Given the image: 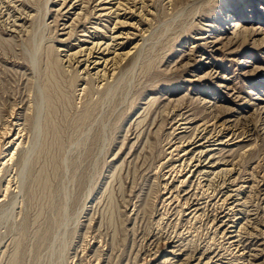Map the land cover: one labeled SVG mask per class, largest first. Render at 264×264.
<instances>
[{
	"label": "rangeland",
	"instance_id": "rangeland-1",
	"mask_svg": "<svg viewBox=\"0 0 264 264\" xmlns=\"http://www.w3.org/2000/svg\"><path fill=\"white\" fill-rule=\"evenodd\" d=\"M167 1L168 0H155L156 4L150 5L148 10L152 12H154L156 8L160 10L162 9L161 6L167 4ZM62 2L63 0H0V130L4 131L5 127L7 128L10 126L11 128H9L12 131L10 135H15L17 131H19V128L27 126L23 128L25 130L20 133V139H22L23 142L26 141L20 148L28 151L25 156H30L32 154L31 156L33 158L29 162L31 164L33 163L32 165L29 163L21 164L22 166L17 164V155L14 157L16 161H7L8 157L5 158V154L6 152L8 153V150H6L7 146H10L6 142L10 139L0 138V162L3 163L7 161V163L3 165L0 163V264H152L150 260L155 253L157 255L166 254L167 251L172 250L175 242L181 245L184 244V248L190 253L196 248L205 249L207 247H211L212 250L215 249L217 251L223 250L221 252H224L225 247L228 246V240H225V237L223 238L222 236L223 234L216 231L215 223L214 221L212 222L213 204L217 202V199L212 200L213 198L210 196L219 191L226 190L225 187L229 179V176H226V173L224 174L227 168L226 164H218L219 167L211 170L210 174L204 173L199 175L195 173V175H192V173H188L192 164H181L177 159L178 156L176 157L175 155L177 152H174L173 156L165 153L166 149L167 153H169L168 150L171 148L168 147L171 143L175 142L176 133L173 134L172 129L179 123L185 122V120H179L182 116H177L175 119L171 118L168 120L169 122L165 124L164 129L160 133V137L163 140H161L154 150L144 146L146 137L140 133L146 126L145 123H143L141 126L137 127V122L145 114V108L148 106L147 104H149L151 100L157 99L156 103L152 105L153 114L157 112L158 115L160 113L167 114L168 112L173 114L175 111L177 112L179 107L180 109L183 108L181 110L184 113L183 118L189 117L186 122H190L186 127L193 125L202 115H207L210 111H214L212 112L213 114H210V117H215L217 113H220L219 115L222 114L223 119L220 120V123H222L224 119H226V114L221 113L224 108H230L232 111L229 110L232 116L229 122H227L228 125L249 120L248 123L251 126V123L254 124V122L257 121V117L254 113L255 106L257 104L264 105V87H260V84L264 82V73L260 76L253 77V81H248L246 79L247 81L245 82L238 76L243 70L248 74L254 66H263L262 68H264V47H260L258 50L248 49L247 51L245 50L236 54L234 58L241 59L243 62L247 63L246 65H243L245 63H236L237 67L234 65L235 61H233L232 57L227 54L222 56L214 55L213 57L203 55L202 51L195 52V54L197 53L196 55L193 54L194 59L191 63L194 62L193 65L195 64V67H200L202 63H209V65H211L213 62H217L218 64H222L224 70L220 75H223L224 72L227 71V73H225L227 76L223 81L230 84V87H226V85L220 86L219 80H217V82L198 80L195 75H203L205 71L203 73L201 71L190 73L191 69L189 71L186 70L187 67L185 69L183 68L184 66H182L187 62V60L184 59V61H182L184 63H179L177 71H173V74L170 72L166 75H156L155 72L166 69L164 65L168 61H172V68L175 65L173 61H179L182 57V53H190L189 50H191V48L196 49L197 42H203L201 38L198 39V37L202 35L201 32H205L203 34L204 36L202 35L203 37H213V35H211L212 32H217L220 28L222 31H226L229 34L237 31L233 25H227L229 22L227 24L211 27L208 21H204V19L213 20L219 17L224 18L229 14L225 8H220L221 4L224 5L226 2L224 0H217L212 10H208L201 14L200 17L203 18V20L198 19L199 14L192 18V20L198 24V29L202 26L200 30L197 29L190 35V33L187 34L184 29V34L177 39L176 43H173V39L181 31V28H177L179 29L177 30L174 27L167 28L165 25L158 27L155 37L151 40L157 48L156 53L151 52V56L157 54L156 62L151 72L145 73L141 68L140 62L148 60L147 57L143 59L142 56V59L139 60L136 66L133 65V61L128 62L125 64L123 70L120 71L123 74L119 72L115 78L108 76L107 80L102 82L100 80L98 81L96 77L88 75L87 72L83 73V68L77 67L74 61L69 63L66 54L79 50L81 43H91L97 25L103 27L111 22L107 23L108 20L105 18H103L102 21L97 20V14H91L87 20L85 17L74 19L76 14L81 10L79 9L81 5L76 3L74 9H71V7H69L70 2H67L65 5H63ZM189 2L192 4L194 0H189ZM167 6H169L167 7V11L170 14L172 12V7L168 4ZM46 9H48V12H45ZM242 12L246 13L244 10H242L241 13ZM260 12H262V19H260V21H262L261 23L263 24L264 10H260ZM249 14L250 13H248V16ZM248 16L246 13L245 17L247 18ZM225 19L228 18L226 17ZM247 19L250 20V18ZM165 20H168V18L161 17V22H165ZM71 24H73L72 27H70ZM111 24L110 26L112 27L113 23ZM218 24H221V22H218ZM99 31L102 32V30ZM196 32H199V34H196ZM109 34L106 36H109ZM259 37L260 36L257 38ZM47 46L53 48L55 53L54 57L60 60L67 74L69 76L71 74L74 80L71 86L66 84L65 91L68 93V98L64 99L59 105L57 104L61 110L56 119L57 126L61 131L60 135L64 143L61 147L56 145L48 147L50 152L49 150L47 151V149L44 150V152L40 154L39 160V158L36 159V157L39 144L44 138L42 133L43 126L45 125V122H41L45 108L43 82L52 79L51 74L45 73V50ZM34 58L36 60H34ZM67 65L69 66L67 67ZM235 67L237 69L234 71L233 69ZM56 74H58V72ZM247 74L244 76L242 75V77L247 78L249 75ZM88 80L91 81L90 85L87 83ZM107 84H112V87L116 88L112 93L102 95V91ZM88 86L92 87V93L90 95L87 93ZM238 91L242 92L240 95L241 97L230 102L228 99L232 98L231 96L233 93L237 95ZM187 92L189 93L188 96L190 95L189 97L191 98L188 97V99L182 100L181 97ZM199 98L200 100H205L204 103H207L205 105L207 109L202 105H197L200 101L198 100ZM196 100L198 102H196ZM178 102L181 104L176 107ZM91 105L94 107H91L93 111L92 118L94 120L92 123L90 122L91 124L88 123L84 126V130L78 133L79 135L81 134L80 136L77 135V137H75V135H73L74 130L71 120L75 116L80 115L84 107ZM20 112L21 114H19ZM121 112L123 113V121L121 122L122 128L118 130L114 127V129L113 122L118 115H120L119 120L121 119ZM244 114L246 116H244ZM26 116H32L33 121L29 123L25 122ZM18 117L20 119L18 123L23 122L20 126L16 125V119H18ZM110 118L112 120H110ZM109 120L111 122H109ZM95 125L96 127L98 126L99 130L102 127L100 130L102 134L98 141L99 144H96V146L93 144V147L92 144L90 145V141L86 144L84 141L87 139V137L85 139L86 132L88 134L89 128H95ZM199 131H194V133L197 134ZM103 134L104 136L106 135L105 139ZM170 137L172 139H170ZM248 139L245 140L247 143L258 141L256 144L258 148L254 151V154L245 160L246 162L242 164V168L245 172L247 171L246 173L253 172L252 178L256 180V183L262 185V180H264V134L259 131V133H255L251 137H248ZM123 140L126 142H123ZM140 147L145 149L142 151ZM159 151L164 152L160 153ZM145 156L148 159H146L147 161L144 158ZM2 157H4V159ZM220 168L224 169L220 170ZM41 170L44 174L42 181H45L46 176L51 179L47 188H44L42 185L38 186L34 182L33 187H35L33 189L29 188L33 176L38 175ZM181 171H183L181 173L182 175L180 174ZM214 172L215 175L213 174ZM186 175L189 176L186 177ZM172 176H174V178ZM30 177L31 179H29ZM75 178L76 180H74ZM183 178H185V180L187 179L184 182L185 186L181 184ZM221 178H223L224 181H222L223 179ZM14 180L19 181L16 183ZM7 181H10V189L6 193L5 188L8 183ZM52 181L53 183H51ZM24 182L26 183L22 187ZM224 182L225 184L223 185ZM27 184L28 186L25 187ZM83 184L84 186H82ZM120 185L125 186L121 187ZM197 186L200 188L198 189ZM216 186H220L218 190ZM211 187L214 189L212 188V190ZM14 188H17L16 191H14ZM124 188L125 190H123ZM54 189L56 191H54ZM27 190L29 194L31 192L32 194L29 195ZM263 192L259 194H250L251 196L249 195L246 200V206H241L244 210L246 209L245 220H249H246L248 223L247 229L244 228L242 231L243 233L241 232V235H243L242 239L247 241V245L253 250L252 252L255 254L258 252L260 254V256L253 261L255 264H264V221H262L264 220ZM186 193L194 194L192 198L197 196L196 199H198L200 197L198 201L204 203L203 206L207 205L205 210L201 212V214H198V216L194 217V215L190 214V210L185 208L183 204L184 200H182L183 196L181 195ZM219 194L221 195V193ZM168 195L169 197H167ZM177 211H179V213ZM257 218H259V220ZM249 224H251V226H249ZM258 225L260 226L258 227ZM122 226L124 227L122 228ZM115 231L118 232V235H115ZM253 233L256 234L254 235ZM153 236L156 237L153 239ZM159 237L163 240L161 241ZM122 239L125 241L123 242ZM210 239H212V241ZM189 241L190 243L192 242V245L189 244ZM108 254H112V256L109 255L112 259L108 257ZM138 255L139 257H136ZM118 256L119 259H117L118 262H116L115 260ZM100 257H102L103 260L100 259ZM113 257L115 258L114 261ZM135 259L136 262H134Z\"/></svg>",
	"mask_w": 264,
	"mask_h": 264
},
{
	"label": "bare ground",
	"instance_id": "bare-ground-1",
	"mask_svg": "<svg viewBox=\"0 0 264 264\" xmlns=\"http://www.w3.org/2000/svg\"><path fill=\"white\" fill-rule=\"evenodd\" d=\"M224 1L226 2V3H224L225 7H224V5L221 4V7L220 8L221 9L222 8H225V10H227V12L229 14L226 17L228 19H225L226 17H224V18H220L219 17V18H216V19H213V20L212 19H204V21H208L210 23L209 26H211V27H216V26H219V25H222V24H225V23L227 24L229 22V24H227V25H233L234 28L237 29V31L235 33L229 34L226 31H222V29L220 28L219 31L212 32L211 35H213V37H209V36L203 37L204 36L203 34L205 32H201V34L203 36L200 34L201 37H198V39L201 38V40H203V42L202 41L200 43L197 42V48L196 49H194V48L192 49L191 48V50H189L190 53L189 52L188 53L187 52L182 53L181 54L182 57H181V59L179 61H175V62L173 61V63H175V65L172 68H171L172 61H168L164 65V66H166V69L161 70V71H158V72H155L156 75H162V74H165L166 75V74H168L170 72H172V74H173V71H177L178 64L181 63L184 60H187V62L184 65H182V66H184L183 68H185V69L187 67L186 70H189L190 71V69H191L190 73L200 72V71L203 73L205 71L203 73V75H201V74L195 75V76H197L198 80H210V82H217V80H219L220 81L219 82V85L220 86L221 85L222 86L226 85V87H230V84H228L227 82L223 81L224 78L227 76L225 74V73H227V71H225L223 75H220V73H222V71L224 70L222 64H218L217 62H213L211 65H209V63H206V64L202 63V65L200 67H195L194 66L195 64L193 65L194 62L191 63V61L194 59L193 58L194 57L193 54H195V52H201V51H202L203 55H209L211 57H213L214 55H219V56L221 55L222 56V55L227 54V55H229V56L232 57L233 61H235L234 62L235 63L234 65H236V67H237V64L236 63H238V64L245 63L241 59L234 58L235 55L238 54L239 52H242V51H245V50L247 51L248 49L249 50L250 49L258 50L260 47H264V23L262 24L261 23L262 21H260V19H262V14H261L262 12H260V10H264V0H224ZM67 2H70L69 3L70 6L69 5L68 6L71 7V9H74V7L76 6V3H78V5H81V7L79 8L81 10L76 14V17L74 16L75 17L74 19H79L80 17H85L86 20H87V18L91 14H97L98 15L97 20L102 21V19L105 18V19L108 20L107 23H109V22L113 23V26L112 27L110 26L111 23L110 24H107L106 26H103V27L100 26V25H97L95 27V31L93 33L94 38L91 41V43H89V44L88 43H81L79 50H77L75 52L72 51L73 53H70V54H66L68 56L67 59L69 60V63H72V61H74V63H76V66L77 67L83 68L82 69L83 70V73L84 72H87L88 75H92V76L96 77L98 79V81L100 80V81L103 82L104 80H107V77L108 76H111L112 78H115L116 75L120 71L123 70L125 64L128 63V62L133 61V65L136 66L137 63L139 62V60L142 59V56H143V59L147 57L148 60L147 61H144V62L143 61L140 62L141 68L145 71V73L151 72V70L154 67V63L156 62V58H157V54H155V56H151L152 55L151 52L152 53L153 52L156 53V51H157V48H156L155 44H153L151 42V40L155 37V35L157 33L158 27L165 25L167 28H172V27H174L175 29L181 28V31L173 39V43H176L177 42V39L184 34V31L185 30H186V33L187 34L190 33V35H191L192 32H195V30L198 29L197 28V25L198 24H196L192 20V18L194 16H196L197 14H199L198 19H202L203 20V18L200 17L201 14L203 12L208 11V10H212L213 9V5L217 2V0H194V3H192V4H190L189 0H168L167 1V4L172 7V12L170 14L167 11V7H169V6H167V4H164L163 6H161L162 9H160V10L158 8H156V10L154 12H152L151 10H148V8L150 7V5H155L156 4L155 3V0H124V1L123 0H63L62 3H63V5H65ZM149 3H151V4H149ZM69 7H68V9H69ZM40 10H41V8H40ZM47 10L48 9H46L45 12H48ZM242 10L246 11L247 16H248V13H250L249 16L247 17V18H250V20H248L245 17L246 16V13L245 12H242L241 13ZM75 11H76V9H75ZM82 11H83V13H82ZM81 14H83V15H81ZM161 17H167L168 20H165V22H161ZM39 18H41V17H39ZM53 20H55V19H53ZM190 20H192V21H190ZM74 22H75V20H74ZM218 22H221V24H218ZM72 23H73V21H72ZM72 26H73V24L70 25V27H72ZM200 28L198 30H200ZM99 30H102V32H100ZM177 30H179V29H177ZM224 32H226V33H224ZM68 34H70V33H68ZM107 34H109V36H106ZM196 34H199V32H196ZM258 36H260V37L257 38ZM11 37L13 38V36H11ZM210 38H213V39H210ZM13 39H15V38H13ZM196 40H197V38H196ZM51 47H52V45H51ZM51 47H48L47 46V48L45 50V57H46V59H45V73L46 74L47 73L51 74L52 79H48L47 78L48 81L45 80L43 82L44 83L43 84V88H44L43 89V96H44V99H45V105H44L45 108H44V116H43L41 122H43V123L45 122V125L43 126V133H42L44 138H43V141L40 142V144H39V148H38L39 150H38V154H37V157H36V159L39 158V160H40V154H42L44 152V150H46V149L48 151L49 150L48 147H51L52 145L53 146L56 145V146L61 147L63 145V143H64V140L62 139V136L60 135L61 131L58 129L57 120H56L57 117L59 116L58 114L61 111L59 109V106L58 105L60 103H62L64 99L68 98V93L65 91V87H66V84L69 85V86H71L73 84V80H74L73 79V76L71 77V74H70V76L67 74V72L65 70V67L62 66L60 60L57 57H54L55 56V53H54L53 48H51ZM34 54H36V53H34ZM149 54H150V56H149ZM63 58H65V57H63ZM34 60H36V59L34 58ZM182 63H184V62H182ZM246 64L247 63H245L243 65H246ZM68 66L69 65H67V67ZM236 67L233 69L234 71H235V69H237ZM262 67H260V66H254V68L252 70H250V72H248L249 75L247 74L246 71L243 70L244 73L243 72L242 73H239V76L238 77H240L244 82L247 81V80L248 81H253V79H254L253 77L260 76L261 74L264 73V68H262ZM136 70H138V69H136ZM234 71H232V72H234ZM57 72H58V74H56ZM37 73H38V71H37ZM121 73L122 72H120V74ZM155 73H153V74H155ZM246 74L248 75V77L247 78H243L242 75L244 76ZM120 77H121V75H120ZM87 83H88V85H90L91 81L88 80ZM40 86H41V84H40ZM260 87H264V82L260 84ZM115 88L116 87H112V84L111 85H108L107 84L106 87L104 88V90L102 91V95H107L109 93H112L115 90ZM234 88H236V87H234ZM87 93H88V95H90L92 93V87L91 86H88ZM241 93H242L241 91H238L237 95H235L233 93V95L231 96L232 98L231 99H228V100H230V102L231 101H234L236 98L241 97L240 96ZM188 94L189 93L187 92L184 96H182L181 97L182 100L188 99V97L190 96V95L188 96ZM69 97H70V94H69ZM189 98H191V97H189ZM198 100H200V98ZM156 101H157V99H153V100H151L149 102V104H147L148 106L145 108V114L137 122V127L141 126L143 123H145V126H146L145 129L143 128L144 130L140 133L141 135H143L144 137H146L145 138L146 140H145L144 146L149 147L151 150H154L156 148V146L161 142V140H163L160 137V133L164 129L165 124H167V122H169L168 120L171 119V118L172 119H175V118H177V116H182V118L179 119V120H182V121L185 120V122H182V123L177 122L179 124L176 125V126H174V128L172 129L173 130V134L176 133V137L174 139L175 142H173L171 144H170V142H172V141L169 142L170 146L168 148H171V149L168 150L169 153H167V149H166L165 153L168 154V155L173 156L174 155V152H177L175 155H176V157L178 156L177 159L181 162V164H192L190 166V169L188 170V173H192V175H195V173H197L199 175L200 174H204V173H209L210 174V171L211 170L217 169L219 167L218 164H226V166H227V168L225 169V172H224V174L226 173L225 174L226 176H229L228 177L229 179L227 181L228 183H227V185L225 187L226 190L219 191L218 193L213 194L210 197L213 198L212 200H216L217 199V202H215V204H213L214 205V209H212V218H211L212 219V222L214 221V223H215L216 231L219 232V233H221V234H223L222 235L223 238L225 237L224 239L225 240H228L227 241L228 246L225 247V245H224V247H225L224 252H221L223 250H221V251H217L215 249L212 250L211 247H207L205 245L207 248L204 247L205 249H198V248L195 247L196 249L190 253V252H187V250L184 248V246H183L184 244L181 245V244H178L177 242L174 241L175 244L173 245V247L171 246L172 247V250L167 251V253L164 254V255H161V254L160 255H157L155 253V255L151 258L150 261L152 262V264H184V263H188V264H255L253 261H255L260 256V254L258 252L256 254L254 252H252L253 250L249 247V245H247V241L245 240L246 241V243H245V241L242 239V236L243 235H241V234L243 233L242 232L243 229L244 228L247 229L246 227H248L247 226L248 223L246 221L248 219L245 220V213H246L245 210L246 209L244 210V208H241V206L242 207L243 206H246L245 205L246 204V200H247V198L249 197L250 194H252V193H255V194L258 193L259 194L260 192H263L264 191V180H262L263 181V184L262 185H260L259 183H256V180L252 178V173L253 172L246 173L247 171L245 172L243 170L242 164H245V162H246L245 160H247L248 157H250L252 154H254V151L258 148L257 147L258 145H256L258 143V141H254V142L251 141L250 143H247L245 140L248 139V137H251L252 135H254L255 133H259V131L264 134V105L257 104L255 106L254 113H255V115L257 117V121L254 122V124L251 123V126L248 123L249 120L248 121L246 120V122H241V123H236L235 122L234 124L231 123V124L228 125L227 122H229V120H230V118L232 116L231 115L232 114L231 113L232 111H231L230 108H224V110H222L221 113L226 114V117H225L226 119H224V121L222 123H220V120L223 119L222 114L219 115L220 113L219 114L217 113L218 115L216 114L215 117H213V116L210 117V114L212 112H214V111H210L209 114L202 115V117H200V119L196 120L195 123H193V125L186 127V125L187 124H190V122H186V120L189 117L188 118H183L184 117V113L181 111L183 108L180 109V107H179L178 110H177V112L175 111L173 114L171 112H168L167 114L160 113L158 115L157 114L158 112H157L156 113L157 115H156V114H153V109H152V105L154 103H156ZM196 102H198V101L196 100ZM204 102H205V100H200L199 103H197V105L199 104L200 106L202 105V106L205 107V105L207 103H204ZM177 104L178 105H176V107L180 106L179 104H181V103L178 102ZM91 107L94 108L93 105L84 107V110L82 111V113H80V115H78V116H75L73 119L69 117L70 119H72L71 120V124H72V128L74 130L73 135H75V137H77V135L78 136L81 135V134L79 135L78 133H81L84 130V126H86L90 122L91 123L93 122V120H94L92 118L93 111H92V108ZM208 108H210V107H208ZM96 111H98V110H96ZM19 114H21V112ZM64 115H66V114H64ZM11 116H12V114H11ZM15 116H16V114H15ZM97 116H98V114H97ZM244 116H246V115L244 114ZM61 118H62V116H61ZM119 118H120V115H118L116 117V119L114 120V122H113V128L115 127L118 130L120 128H122V123H121L123 121V113L122 112H121V119L119 120ZM178 118H180V117H178ZM190 118H191V116H190ZM194 118H196V117H194ZM21 119H22V117H21ZM65 120H66V118H65ZM110 120H112V119L110 118ZM110 120H109V122H111ZM191 120H192V118H191ZM18 121H20L19 117H18V119H16V125H19L20 126L21 124H23V122L18 123ZM32 121H33L32 116H26L25 117V122L29 123V122H32ZM136 121H137V119H136ZM176 121H177V119H176ZM109 122H108V124H109ZM58 123H59V120H58ZM173 123H175V122H173ZM99 124H101V123H99ZM24 125H25V123H24ZM29 126H31V125H29ZM9 127H7V128L5 127L4 131L0 130V131H2V132H0V138H3V139L4 138L5 139H8L9 138L10 139L6 143H8V145L11 148L7 146V149L6 150H8V153L6 152V154H5L3 152L5 154V158L8 157L7 158V161H10V160L13 161V160H15L14 157L17 155V157H16L17 158V161L15 160L17 164H20V165L21 164H28L30 162V160L33 159L32 156H31L32 154L30 156H28V155L25 156V154L28 151L26 149L20 148V147H22L23 143L26 142V141L23 142L22 139H20L21 138L20 137L21 136L20 133L23 130H25L23 128H26L27 126L26 127L22 126L23 128H19V131H17V133L15 135H10L12 131L10 130L11 127L10 128ZM101 128H100V130H101ZM189 128H190V130H189ZM62 130H63V128H62ZM100 130L98 129V126L96 127V125H95V128H91V129L89 128L88 134L85 131L86 132V136L85 135L84 136H85V139H86V137H87V139L84 141V143L86 144V143H88L90 141V145L92 144V146H93V144H95V146H96V144H99L98 141H99V138L101 137V134H102L100 132ZM194 131H199V133L195 134ZM25 132H27V131H25ZM70 132H72V131H70ZM28 133H29V130H28ZM23 135H24V133H23ZM23 135H22V138H23ZM193 135H195V136H193ZM103 136H104V134H103ZM105 136H104V139H105ZM125 136H127V135H125ZM71 137H73V136H71ZM170 139H172V138L170 137ZM250 140H251V138H250ZM0 141H1V139H0ZM123 142H126V141L123 140ZM35 146H34V148H35ZM72 146H74V145H72ZM28 147H29V145H28ZM64 147H65V144H64ZM8 148H10V149H8ZM245 148H247V149H245ZM143 149H145V148H143ZM143 149L141 148L142 151H143ZM164 150H165V148H164ZM49 152H50V150H49ZM87 152H88V149H87ZM163 152L164 151H162L160 153H163ZM141 153H144V152H141ZM145 154H146V152H145ZM139 155H138V158H139ZM155 156H156V154H155ZM171 156H169V157H171ZM140 157H141V155H140ZM2 158L4 159V157H2ZM144 158H145V160L147 159L146 156ZM166 159H168V158H166ZM128 160H131V159H128ZM7 161L6 162H3V163L0 162V163L3 165V164H6ZM10 163H12V162H10ZM29 164L32 165L33 163L32 164L29 163ZM30 165H28V166H30ZM162 166H163V164H162ZM179 166H180V164H179ZM30 168H32V167L30 166ZM173 168H174V166H173ZM184 168H186V167H184ZM221 169L222 168H220V170ZM73 170H75V169H73ZM121 170H123V169H121ZM47 171H48V169H47ZM30 172H32V171H30ZM182 172L183 171H181L180 174ZM175 173H176V171H175ZM213 174L215 175V172ZM219 174H221V173H219ZM179 175H177V176H179ZM28 176H29V174H28ZM187 176H189V175H186V177ZM13 177H14V175H13ZM43 177H44V174H43V171L41 170L38 173V175L33 176L32 182L29 184V188L33 189L35 187V186L33 187V182L36 183V185H38V186L42 185L44 188H47V186L50 183L51 179H50V177L46 176L45 177V181H42V178ZM172 177L174 178V176H172ZM195 177H197V176H195ZM223 178H221V179H223ZM25 179L27 180L28 178H25ZM29 179H31V177ZM74 180H76V178ZM186 180H185V178H183L181 180L182 186L183 185L185 186L184 182ZM225 180H226V178H225ZM14 181H13V185H14ZM18 181H15V182L17 183ZM170 181H171V179H170ZM178 181H179V179H178ZM222 181H224V179ZM262 181H260V182H262ZM7 182L8 183H7L6 188H5L6 193L10 189V181H7ZM165 182H167V181H165ZM25 183L26 182H24V184L22 185V187L25 185ZM51 183H53V181ZM218 183H219V181H218ZM224 184H225V182L223 183V185ZM78 185H79V183H78ZM27 186H28V184L25 187H27ZM82 186H84V184ZM123 186H125V185H123ZM123 186H121V187H123ZM213 187H211V189ZM216 187H217V190H218V188L220 186L219 187L216 186ZM199 188L200 187H198V189ZM206 188H207V186H206ZM14 189H15L14 191H16L17 188H14ZM31 189H30V191H31ZM12 190H13V188H12ZM123 190H125V188ZM184 190H186V189H184ZM23 191H25V190H23ZM54 191H56V190L54 189ZM196 191H197V188H196ZM49 193H51V192H49ZM219 193H221V195ZM17 194H14V195H17ZM28 194H29V191H28ZM30 194H32V192ZM175 195H176V193H175ZM193 195L194 194L186 193V194L181 195V196H183V199L182 200H184L183 204L185 205V208L187 210H190V214L194 215V217H195V216H198V214H201V212H203L205 210V208H206L207 205L206 206H203L204 203H200L198 201V199L200 197L198 199H196L197 196L195 198H192ZM167 197H169V195ZM170 197H172V196H170ZM210 197L208 196L209 199H210ZM70 199H71V197H70ZM169 202H170V200H169ZM208 202H209V200H208ZM171 204H172V202H171ZM184 205H183V207H184ZM211 206H210V208H211ZM173 207H174V205H173ZM177 212L179 213V211H177ZM207 213H206V215H207ZM256 214H257V212H256ZM239 215H242V216H239ZM209 216H210V213H209ZM250 219H252V218H250ZM257 219L259 220V218H257ZM187 221H189V220H187ZM262 221H264V220H262ZM169 223H170V221H169ZM207 224H208V222H207ZM249 226H251V224H249ZM259 226L260 225H258V227ZM123 227L124 226H122V228ZM117 233L118 232H116L115 235H118ZM115 235H114V237H115ZM178 235H180V234H178ZM169 236H170V234H169ZM257 236H258V234H257ZM154 237H156V236H153V239H154ZM159 239H160V237H159ZM112 240H114V239H112ZM210 240L212 241V239H210ZM117 241H118V239H117ZM122 241H123V239H122ZM111 244H114V243H111ZM189 244L192 245V242L190 243V241H189ZM193 244H194V242H193ZM215 244H216V242H215ZM222 244H223V242H222ZM198 245H200V244H198ZM110 246H112V245H110ZM219 246H220V244H219ZM193 249H194V247H193ZM254 251H256V250H254ZM151 252H153V251H151ZM136 254H137V252H136ZM109 255L110 254H108V257H109ZM146 255H147V253H146ZM110 256H112V254ZM102 257H104V256H102ZM102 257H100V259H102ZM114 257H113V261L115 259ZM136 257H139V255L136 256ZM148 257H149V255H148ZM110 259H112V257ZM117 259H119V256H118V258H116V260H115L116 262H118ZM143 259H144V257H143ZM106 261H107V259H106ZM236 261H241V262H236ZM246 261H247V263H246ZM134 262H136V259H135ZM107 264H110V263H107ZM114 264H117V263H114Z\"/></svg>",
	"mask_w": 264,
	"mask_h": 264
}]
</instances>
